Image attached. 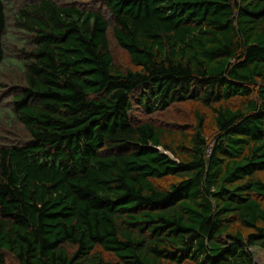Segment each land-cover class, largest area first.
<instances>
[{"label": "trees", "instance_id": "1", "mask_svg": "<svg viewBox=\"0 0 264 264\" xmlns=\"http://www.w3.org/2000/svg\"><path fill=\"white\" fill-rule=\"evenodd\" d=\"M254 248L264 0H0V264H256Z\"/></svg>", "mask_w": 264, "mask_h": 264}, {"label": "rangeland", "instance_id": "2", "mask_svg": "<svg viewBox=\"0 0 264 264\" xmlns=\"http://www.w3.org/2000/svg\"><path fill=\"white\" fill-rule=\"evenodd\" d=\"M112 50H114L113 54H114V58H115V61L117 62V64L125 67L127 59H124L123 54L120 53V49L117 47H114V48H112ZM186 109L189 110L190 107H187ZM175 116L180 117V116H184V115L182 113L177 112V109H175L174 111L171 110L169 112H166V114H165L166 121H168V120L171 121V118H173ZM187 117H189V115H185V117L182 121L189 122ZM161 119L163 120L162 117H161ZM254 251H255V254H256V252H258V250L256 248H254ZM260 254L261 253L258 252V255L256 256V264H264V257H263L264 255H262V254L260 255Z\"/></svg>", "mask_w": 264, "mask_h": 264}]
</instances>
